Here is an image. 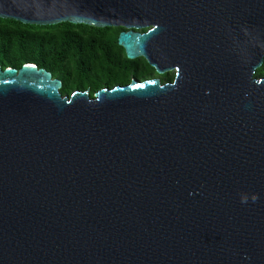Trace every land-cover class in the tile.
<instances>
[{"label":"water","instance_id":"obj_1","mask_svg":"<svg viewBox=\"0 0 264 264\" xmlns=\"http://www.w3.org/2000/svg\"><path fill=\"white\" fill-rule=\"evenodd\" d=\"M0 19L122 28L127 60L174 72L90 98L0 68V264H264V0H0Z\"/></svg>","mask_w":264,"mask_h":264},{"label":"trees","instance_id":"obj_2","mask_svg":"<svg viewBox=\"0 0 264 264\" xmlns=\"http://www.w3.org/2000/svg\"><path fill=\"white\" fill-rule=\"evenodd\" d=\"M122 31L69 23L33 26L0 19V68L18 70L24 64L35 65L61 82L62 96L88 89L90 98L100 89L156 75L144 60L125 58L116 43ZM161 77L166 82L172 80L167 75ZM254 77H264V63Z\"/></svg>","mask_w":264,"mask_h":264},{"label":"flooded vegetation","instance_id":"obj_3","mask_svg":"<svg viewBox=\"0 0 264 264\" xmlns=\"http://www.w3.org/2000/svg\"><path fill=\"white\" fill-rule=\"evenodd\" d=\"M145 32H146V30H145ZM139 33H144V32H141V31H139ZM138 60V59H137ZM140 60V59H139ZM165 75H167V76H169V77H171L172 78V80L170 81V82H164V83H162V84H166V83H171L172 81H173V78H174V72H171V73H168V74H165ZM171 75V76H170ZM160 78H162L163 79V77H161L160 76ZM147 80H152V79H147ZM164 80V79H163ZM138 82V81H137Z\"/></svg>","mask_w":264,"mask_h":264},{"label":"rangeland","instance_id":"obj_4","mask_svg":"<svg viewBox=\"0 0 264 264\" xmlns=\"http://www.w3.org/2000/svg\"><path fill=\"white\" fill-rule=\"evenodd\" d=\"M170 76H171V75H170ZM168 77H169V76H168ZM149 79H156V80H159L161 84L165 82V80H163L162 78H160V76H158V75H153V76H151ZM145 81H146V80H145Z\"/></svg>","mask_w":264,"mask_h":264}]
</instances>
